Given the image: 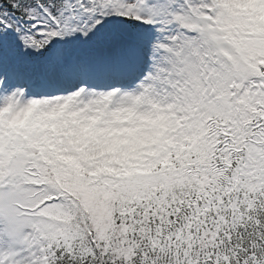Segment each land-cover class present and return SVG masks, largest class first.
Here are the masks:
<instances>
[{
	"label": "rangeland",
	"instance_id": "obj_1",
	"mask_svg": "<svg viewBox=\"0 0 264 264\" xmlns=\"http://www.w3.org/2000/svg\"><path fill=\"white\" fill-rule=\"evenodd\" d=\"M170 1L163 0L161 3H158L159 0L68 1L67 4L69 5L63 12L66 19V29L61 36L62 41H60L62 61L66 58L65 62L67 64L74 59L75 55L76 57L85 55L87 57H80L77 62L79 64L82 62L93 64L95 59L90 57V51H86V41L96 38L95 26L98 22L101 21L103 24L107 16L111 15L112 17L116 12V14L121 13L123 8L128 13H132L133 16L147 19L146 22H150L160 16V13ZM222 3L226 8L217 17L218 19L213 22L214 29H211V24L202 23L201 29L198 30V32H204V38H197L201 41L200 47L195 46L197 39L182 41L186 38L184 37L185 34L174 35L161 41L158 47V55H155L151 64L153 72L151 68L149 71V75L152 72L151 78H159V83L151 88L149 83L137 88L139 103L128 96L119 101L117 110L122 112L129 107L151 109L156 105V101L161 98V95L167 100V102H160V107L155 112L157 115L166 114L170 119H173L174 122L166 126L171 127L176 133H168L164 138L157 140L150 152L143 155L146 146L129 145L134 141L133 139L122 141L119 135L116 136L114 127L117 124L123 128L129 127V123L124 116L118 117L115 122L112 119L115 116L111 115L106 118L105 125H95L94 127L87 125L88 133L77 124L76 112L74 115L63 116L62 114L66 111V108L71 107V103L79 97L78 94L57 97L44 102L26 103L19 102L16 95L6 97L0 107V152H6L8 149L17 152L22 148V144L26 142H41L40 136L44 129L49 126L64 155L75 159L86 173L102 179H112V174H117L122 169L127 171L138 169L146 161L145 159L140 163L142 159L148 155V157H152L163 145H171L182 141L183 133L191 124L187 96L183 95L184 87H188L187 83L190 84L192 79L200 82L198 78L199 69L208 60L210 52L215 51L217 62H221L229 54L222 39L232 22V19L228 17L237 15L235 23L239 24L241 22L239 14L246 11L258 17L259 21L254 20L252 23L260 25L264 29V0H220V5ZM220 9H222V6H220ZM0 14L5 15L6 13L0 12ZM179 15L174 17L179 26L188 29L193 28V25H195L194 16L182 11L179 12ZM204 17L208 18L205 15ZM8 31V28L0 23V35L5 36ZM74 32V36L70 38V35ZM11 33L14 40L10 36L3 37V41L8 44L10 51L0 54V72L7 68L14 73L18 72L21 78L31 76L32 79H36L34 76L36 75L35 69L38 68L41 62L50 58L51 54L32 63L31 61L36 58V53H33L31 55L32 59L26 60L25 42L30 43L33 40L25 34L20 35L19 32ZM212 35L214 39H212ZM34 36L40 39L39 46L41 48L52 45V41L46 35L36 33ZM190 90L194 91V86ZM109 93L113 94V91ZM74 98L75 100H73ZM211 98L215 99L212 95ZM107 102L108 99L103 101L101 107L106 108ZM157 102L159 103V101ZM201 106L211 107V104L201 101ZM108 123L112 125H108ZM131 136L132 134L128 135V137ZM142 155L143 158H141ZM26 159L27 156L24 157V161L20 165L21 169H25L29 165ZM59 165L63 167L66 162L59 160ZM10 183L11 185L8 188L10 186L11 188L8 191H0V204L6 202L11 210L15 212L12 219L15 220L13 223L15 228L12 226L9 228V237L11 242L13 241L11 245L10 242L6 241L8 236L4 233V227L0 225V243H2L0 264H49L51 261L49 252L41 245L40 240L34 234V229L43 226V224L40 223L38 217L30 223L26 215L13 208V203L30 202L32 200L30 198V188L38 186L40 182L33 173L26 171L25 175L21 173V176L18 175ZM3 216V208L0 207V219ZM103 220L104 218H100L97 223L102 226ZM110 225L111 223H107L102 228H106L105 238L111 235ZM19 253L23 256L18 260H13V258L19 257ZM260 264H264V262Z\"/></svg>",
	"mask_w": 264,
	"mask_h": 264
},
{
	"label": "trees",
	"instance_id": "obj_2",
	"mask_svg": "<svg viewBox=\"0 0 264 264\" xmlns=\"http://www.w3.org/2000/svg\"><path fill=\"white\" fill-rule=\"evenodd\" d=\"M7 10H13L19 13V9L15 7L20 4L23 7L29 0H0ZM24 4V5H23ZM13 8V9H12ZM185 213L179 211L172 215L176 220H182ZM98 228L94 226L93 230L88 233L84 239L85 251L83 254L76 255L71 252V249L64 251L63 256L57 258V264H164L165 256L162 250L167 243L162 242L160 233H152L151 236L146 233V226L135 231L129 237L131 240L121 238L119 234H115L112 241H103L97 235L93 239V235ZM262 239V234L257 238ZM91 245L92 252L87 253ZM227 251L238 253L240 247L229 245ZM207 264H214L212 260L207 261Z\"/></svg>",
	"mask_w": 264,
	"mask_h": 264
},
{
	"label": "bare ground",
	"instance_id": "obj_3",
	"mask_svg": "<svg viewBox=\"0 0 264 264\" xmlns=\"http://www.w3.org/2000/svg\"><path fill=\"white\" fill-rule=\"evenodd\" d=\"M109 50L112 49V46H107ZM113 52V51H112ZM48 76L53 77L52 69L47 68L45 71ZM95 94L94 98H91V94L81 96L80 100H84L87 102L85 98H91V102L94 105V109H88L87 107H83L81 104H76L75 106H71L66 108L68 114H74L75 112L78 114V125L80 128H84V130L88 133L89 129L87 127L90 124L92 127L95 123H99V125H104L106 123V117L102 116V121L98 122V117H101L103 113L101 108H96L95 100H99L101 95ZM131 97L137 99V103L139 102L138 93L132 92L130 94ZM106 98V97H105ZM97 102V101H96ZM119 107V102L117 101L110 109L109 113L105 115H113L112 118L114 121L117 120L118 117L124 116L129 123V128H123L115 126L116 133L119 135L120 139L129 140L133 139L134 141L129 145L141 146L148 144L152 141H157L161 137L164 136L163 130L166 129L164 125H171L172 120L168 115L161 113L157 115L155 111H157L160 107V104L155 105L151 110H142L136 108H126L124 111L119 112L117 108ZM80 108H82L80 110ZM108 125H112L108 123ZM85 133V134H87ZM129 134H132L131 137H128Z\"/></svg>",
	"mask_w": 264,
	"mask_h": 264
}]
</instances>
